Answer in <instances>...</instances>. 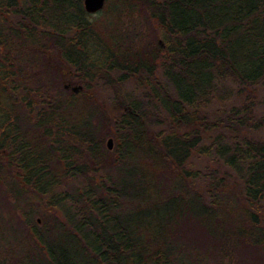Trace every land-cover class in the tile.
Wrapping results in <instances>:
<instances>
[{
    "label": "trees",
    "instance_id": "16d2710c",
    "mask_svg": "<svg viewBox=\"0 0 264 264\" xmlns=\"http://www.w3.org/2000/svg\"><path fill=\"white\" fill-rule=\"evenodd\" d=\"M82 1L0 0V264H264V0Z\"/></svg>",
    "mask_w": 264,
    "mask_h": 264
},
{
    "label": "water",
    "instance_id": "95a60500",
    "mask_svg": "<svg viewBox=\"0 0 264 264\" xmlns=\"http://www.w3.org/2000/svg\"><path fill=\"white\" fill-rule=\"evenodd\" d=\"M105 0H83L82 5L84 8V11L88 14H96L99 11H101L104 7ZM107 148L108 150H111L112 148V140L109 139L107 141Z\"/></svg>",
    "mask_w": 264,
    "mask_h": 264
},
{
    "label": "rangeland",
    "instance_id": "374dc122",
    "mask_svg": "<svg viewBox=\"0 0 264 264\" xmlns=\"http://www.w3.org/2000/svg\"><path fill=\"white\" fill-rule=\"evenodd\" d=\"M133 91H136V88L133 85H131V83H127L126 84V88L124 89V92H126V93L131 92V93H133ZM262 95H264V94H262ZM107 140L108 139H106V141H105V145H107ZM112 146H113V141H112ZM111 150H112V148H111ZM193 166L196 169H203L205 166L213 167L214 164L209 159H198V158H195L193 160Z\"/></svg>",
    "mask_w": 264,
    "mask_h": 264
}]
</instances>
